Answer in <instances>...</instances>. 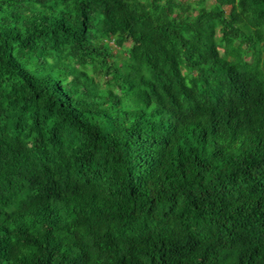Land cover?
<instances>
[{
	"label": "trees",
	"instance_id": "1",
	"mask_svg": "<svg viewBox=\"0 0 264 264\" xmlns=\"http://www.w3.org/2000/svg\"><path fill=\"white\" fill-rule=\"evenodd\" d=\"M15 3L11 25L0 18V264H92L82 230L110 245L144 229L145 242L159 238L154 264L189 254L199 255L191 264H264V79L249 71L260 49L235 0H78L72 11ZM66 50L81 57V76L124 89L115 104L127 100L131 126L121 132L107 110H81L63 81L35 90L40 77L26 65ZM109 145L101 173L95 152ZM113 165L123 184L101 207L84 189L110 180Z\"/></svg>",
	"mask_w": 264,
	"mask_h": 264
},
{
	"label": "clouds",
	"instance_id": "2",
	"mask_svg": "<svg viewBox=\"0 0 264 264\" xmlns=\"http://www.w3.org/2000/svg\"><path fill=\"white\" fill-rule=\"evenodd\" d=\"M25 2H27V0H25ZM47 2L53 3V0H47ZM66 2L68 4V8L66 9L65 4L59 2V0H56L54 7H57L58 9H65V11H72L78 7V0H66ZM235 4L236 12L240 14L241 24L245 27L247 34L252 37L253 42L256 43L260 49L259 64L257 66L255 59H253L249 71H258L260 77L264 79V0H260L259 4L255 3L254 0H235ZM0 5H2L0 18H7L10 26L12 20L9 13L17 10L19 6L16 5L15 0H8V2L0 0ZM73 19L77 20L78 25V13L73 16ZM0 23H3V21H0ZM257 32L259 33L258 41H256L255 35ZM4 39V28L0 27V45L3 44ZM240 39V36L236 37V40ZM9 40L11 42L10 37ZM216 40L217 47L223 56L224 41L219 38V35H217ZM83 43L86 44L87 40H84ZM249 47L250 46L244 47L243 54L252 57V52L249 51ZM85 59L88 58L86 57ZM80 60L81 57L79 55L74 56L66 50L62 55L59 53L54 54L53 57L42 67L37 66L35 60H33V63L31 64H27L26 67L34 75L40 77L41 88L35 89L36 91L43 90L54 81H63L64 85L67 86L68 91L72 94V100L81 110L97 107L107 110L109 118L115 121V127H118L121 132L123 131V128L131 126L136 120V114L133 113L130 117L125 118L122 112L124 107L129 106L127 100L125 99L121 105L115 104L116 99L123 98L124 89L115 87L112 82L104 83L103 76L97 79L96 84H93V74L91 72H89V76L87 78L80 75V69L83 67ZM97 67H99V65H97ZM84 70L88 71L86 68ZM116 83H119V81L117 80ZM57 87L59 86L57 85ZM110 89L113 92L112 96H109ZM60 99L61 102H64L67 105L68 101H65L63 96H61ZM54 101L55 96H50L49 102L52 103ZM139 107H144L143 103H140ZM157 107L158 105L153 102L151 106L146 109V111L151 113ZM148 119L156 121V128H159V117L153 115L149 116ZM160 130L162 131V129ZM106 131H112V128H108ZM221 143H223V141H221ZM211 149L212 144L211 141H209L208 151L210 152ZM115 151L116 149L111 148V145H109L108 148L102 146L95 152V159L101 162L97 165V167L100 168L101 173H104L109 167V164L103 163L105 154L109 152L112 153V155L108 156V159L111 161L114 159ZM235 154L239 156L238 151H236ZM188 164L190 168L194 170L195 166L192 164L191 159H189ZM112 167L114 170L109 173L111 177L110 180L103 175L96 176L92 178V183L86 185L84 189L86 198H95L96 203H98L101 207L104 206L105 199L110 196L111 184L116 183L118 187L123 184L122 175L115 170V165ZM172 167L173 169L175 168L174 165ZM160 175L163 180V174L161 173ZM169 179L176 185L186 183V181L180 176H169ZM153 187H158V185L153 184ZM175 190V187L169 188V194ZM5 210L10 211L11 209L8 208ZM0 220H3L2 215H0ZM149 227L156 229V221L153 220ZM144 231H146V229L137 231L127 230L119 233L117 235V239L112 244L106 245L104 240H94L93 235H89L87 232L82 230V242L87 245L88 250L92 255V264H123L125 259L129 262V264H154V262L150 260V256L155 251L152 245L153 243L158 244L159 238L153 235L151 239H148L147 242H145L146 238L143 234ZM0 235H3L2 231H0ZM164 235H167V233H164ZM202 239L208 241L210 238L204 236ZM97 244L99 247H97ZM64 251H67V249L65 248ZM78 251L79 249H75L73 254H76ZM179 259L183 262V264H191L192 260L199 259V255L189 254L187 256H181Z\"/></svg>",
	"mask_w": 264,
	"mask_h": 264
},
{
	"label": "rangeland",
	"instance_id": "3",
	"mask_svg": "<svg viewBox=\"0 0 264 264\" xmlns=\"http://www.w3.org/2000/svg\"><path fill=\"white\" fill-rule=\"evenodd\" d=\"M110 45H112V42H109Z\"/></svg>",
	"mask_w": 264,
	"mask_h": 264
}]
</instances>
